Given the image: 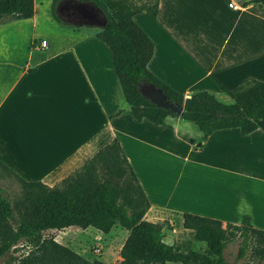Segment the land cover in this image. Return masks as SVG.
Masks as SVG:
<instances>
[{
    "label": "crops",
    "instance_id": "obj_1",
    "mask_svg": "<svg viewBox=\"0 0 264 264\" xmlns=\"http://www.w3.org/2000/svg\"><path fill=\"white\" fill-rule=\"evenodd\" d=\"M39 8L34 0L32 17L0 24L6 44L0 49L5 166L27 181L52 186L117 138L149 201L146 220L174 216L182 226V214L192 213L226 225L247 215L264 230L262 129L242 134L237 127L223 128L205 137L180 115L167 116L163 124L135 119L108 46L51 17L53 43L41 47L35 38ZM133 18L154 44L149 71L185 97L208 91L231 101L226 92L247 78L264 80V7L258 3L159 0L155 17L142 10ZM23 36L28 55L37 53L33 63L11 61L18 49L13 39ZM170 165L178 173L176 189L163 188ZM71 227L80 228L64 229Z\"/></svg>",
    "mask_w": 264,
    "mask_h": 264
},
{
    "label": "trees",
    "instance_id": "obj_2",
    "mask_svg": "<svg viewBox=\"0 0 264 264\" xmlns=\"http://www.w3.org/2000/svg\"><path fill=\"white\" fill-rule=\"evenodd\" d=\"M61 1L51 0V17L62 26L80 30L57 14ZM69 1L92 4L103 12L105 24L94 35L111 51L115 74L135 119L163 124L167 116L177 115L142 95L139 85L153 84L167 100L182 107L180 117L195 124L205 137L223 128L237 127L242 134L257 128L264 131V80L247 78L226 92L231 102L225 103L208 91L185 97L149 71L154 44L133 17L142 10L155 17L159 0L140 6L130 0ZM251 1L264 7V0ZM33 15L34 0H0V24ZM4 172L16 178L21 192L12 195L0 185V263L21 243L27 252L16 258L15 264H109L97 258L89 260L44 232L92 226L108 233L119 225L128 234L120 248L121 259L112 264H233L224 251L234 238L240 239L237 259L250 252L254 264H264V230L253 227L247 215L239 224L228 222L222 227L218 219L183 213V228L205 243L204 248L181 251L166 243L161 224L144 218L149 201L117 138L52 186L27 181L0 161V178Z\"/></svg>",
    "mask_w": 264,
    "mask_h": 264
},
{
    "label": "rangeland",
    "instance_id": "obj_3",
    "mask_svg": "<svg viewBox=\"0 0 264 264\" xmlns=\"http://www.w3.org/2000/svg\"><path fill=\"white\" fill-rule=\"evenodd\" d=\"M47 0H36L37 5L40 7L37 13V27L35 30V38L39 42L44 39L49 42V45L53 43L51 41V33L48 29V24L51 20L50 7L47 5L50 3ZM132 5L140 6L142 4H151L153 0H130ZM57 14L65 21L70 23L73 27H80L83 31L94 34L99 29V26L104 21L103 12L97 8L95 5L89 4L87 6H81L73 3L69 0L61 1L57 8ZM85 13V14H84ZM86 15V16H84ZM90 16L92 18H90ZM98 19L99 23L95 22ZM24 35V34H23ZM27 36H23L12 43L11 46L17 47V52L13 53L11 56V61L24 62L29 61L33 63L37 57V53L33 52L31 55L25 51ZM35 43L31 46L35 47ZM12 41V40H10ZM6 44L0 41V49ZM3 52L0 51V54ZM2 60H0L1 62ZM221 99V100H220ZM219 100L225 103H230L224 96ZM168 171L171 173V178L163 183L164 189H169L172 186L177 188L176 177V167L170 165ZM175 183V185H174ZM0 185L3 186L12 195L19 194L21 192V185L12 175L6 174L4 178H0ZM161 224V234L162 239L165 242L173 244L177 249L181 251L187 250H198L205 246V243L196 241L193 237V233L184 230L183 226L179 224L176 217L169 216L164 217L163 220L157 221ZM222 224V227H225ZM115 227V226H114ZM112 228L108 233H99L93 228L80 229L77 227H71L62 230H47L44 232L45 235L53 236L58 242L72 248L76 252L80 253L83 257L92 260L100 259L106 263L112 264L117 260H120V248L127 236L126 229L117 225ZM239 238H234L229 242L225 248L224 254L226 259L231 261L233 264H254L250 257V252L242 259H237V249L239 244ZM27 252V247L23 246L21 243L12 249L8 255H6L0 264H15L16 258H19L22 254ZM178 264V263H169Z\"/></svg>",
    "mask_w": 264,
    "mask_h": 264
},
{
    "label": "water",
    "instance_id": "obj_4",
    "mask_svg": "<svg viewBox=\"0 0 264 264\" xmlns=\"http://www.w3.org/2000/svg\"><path fill=\"white\" fill-rule=\"evenodd\" d=\"M95 22L99 23V20L96 19ZM101 24H105V22H102ZM140 91L142 95L147 98L152 103L164 107L166 109L171 110L172 112H175L177 115H180L182 112V107L178 106L174 102H171L166 99V97L163 95L162 91L155 87L153 84H141L139 85Z\"/></svg>",
    "mask_w": 264,
    "mask_h": 264
},
{
    "label": "built area",
    "instance_id": "obj_5",
    "mask_svg": "<svg viewBox=\"0 0 264 264\" xmlns=\"http://www.w3.org/2000/svg\"><path fill=\"white\" fill-rule=\"evenodd\" d=\"M46 45H47L46 41H45L44 39H42V40L40 41V46H41V47H45Z\"/></svg>",
    "mask_w": 264,
    "mask_h": 264
},
{
    "label": "bare ground",
    "instance_id": "obj_6",
    "mask_svg": "<svg viewBox=\"0 0 264 264\" xmlns=\"http://www.w3.org/2000/svg\"><path fill=\"white\" fill-rule=\"evenodd\" d=\"M262 65H264V62L262 63Z\"/></svg>",
    "mask_w": 264,
    "mask_h": 264
},
{
    "label": "flooded vegetation",
    "instance_id": "obj_7",
    "mask_svg": "<svg viewBox=\"0 0 264 264\" xmlns=\"http://www.w3.org/2000/svg\"><path fill=\"white\" fill-rule=\"evenodd\" d=\"M84 16H86V15H84ZM90 18H92V17L90 16Z\"/></svg>",
    "mask_w": 264,
    "mask_h": 264
}]
</instances>
